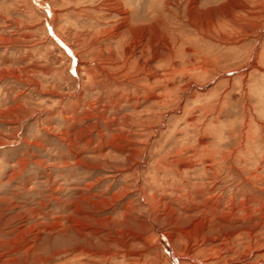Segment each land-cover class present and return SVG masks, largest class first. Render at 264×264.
Wrapping results in <instances>:
<instances>
[{"label":"rangeland","instance_id":"1","mask_svg":"<svg viewBox=\"0 0 264 264\" xmlns=\"http://www.w3.org/2000/svg\"><path fill=\"white\" fill-rule=\"evenodd\" d=\"M191 1L0 0V264H264V0Z\"/></svg>","mask_w":264,"mask_h":264},{"label":"bare ground","instance_id":"2","mask_svg":"<svg viewBox=\"0 0 264 264\" xmlns=\"http://www.w3.org/2000/svg\"><path fill=\"white\" fill-rule=\"evenodd\" d=\"M191 5H188V7H187V12H186V16H185V21L186 22H189V23H191V24H193L194 25V27H196V28H198V26L196 25V23L195 22H193V16H195L194 14L198 11V10H196V8H197V5H198V3H197V0H192L191 1ZM157 4H154V3H152L151 4V6H150V11H149V16L152 18L153 16H155V20L153 21V22H151V24H149V26L148 27H143L142 29H141V26L140 25H136L137 23L135 22V23H131L130 22V16L128 15V12L127 11H125V10H121V15L122 16H124V20H123V22L122 23H120V25H117V29L118 30H123V29H126V28H128V31L126 30V32L125 33H127V35L128 36H131V37H122V40H121V43H120V48L122 49L123 48V50H124V46H126L127 44V42H130L131 43V45H132V47H128V45H127V49L125 50V55H127L128 57H134L135 58V51H136V49H138L139 51H140V54L142 55V57L143 58H145V60H147V62L149 61V63H151V62H154V61H156V60H160L164 55V57L166 58H168V60H169V65H168V67L171 69L170 71L171 72H175V71H177L178 70V67H179V65H177L176 64V62L173 60V55L175 54V57H177V56H179L178 54H183V53H185V51H187V49H185V42H187V40H189V39H187L186 40V38L185 39H183V37L180 35L179 37H173V36H176V34H174L173 35V30L174 29H172V28H170L169 30H171L172 29V31H171V33H167V34H164V39L167 41L168 40V42L169 43H171V47L172 48H176L177 47V51L174 53L172 50H171V54L169 53V51L167 50V53H165L166 52V48H164L165 50H163V51H155V50H153L152 51V49H151V47L153 46V43H152V38H151V32L153 33V32H156L157 30V26L156 25H158L157 23H159V19H160V17L158 16V14L156 13V12H158L157 10L159 9V11H160V8H157ZM149 9V8H148ZM165 9V8H164ZM194 9L196 10V12L194 11ZM165 10H167V9H165ZM148 11V10H147ZM163 11V10H162ZM161 11V12H162ZM161 12H158V13H161ZM195 12V13H194ZM157 14V15H156ZM198 14V13H197ZM162 15V14H161ZM149 17V18H150ZM163 17V16H162ZM131 18H132V16H131ZM167 18V17H166ZM158 19V20H157ZM132 20V19H131ZM135 20V19H134ZM134 22V21H133ZM167 24V23H166ZM162 25V24H161ZM164 26V25H163ZM169 26V25H168ZM166 27H167V25H166ZM161 28V27H160ZM164 28V27H163ZM162 28V29H163ZM116 29V30H117ZM109 32V31H108ZM167 32V31H166ZM160 33V32H159ZM162 34H163V32H161ZM119 34H120V32H119ZM122 34V33H121ZM120 34V35H121ZM156 34H158V32L156 33ZM161 34V35H162ZM115 35V34H114ZM160 35V36H161ZM200 35V34H199ZM124 36V35H123ZM111 37V36H110ZM158 37V36H157ZM119 38V37H118ZM124 42V44H123V42ZM163 41V40H162ZM165 41V42H166ZM153 42H154V40H153ZM160 42V41H159ZM158 43V42H157ZM165 44H167V43H165ZM162 45V44H161ZM169 46V45H168ZM163 47V46H162ZM133 48V49H132ZM134 48H136V49H134ZM119 50V49H118ZM165 51V52H164ZM138 52V51H137ZM117 54V53H116ZM182 56V55H181ZM138 57V56H137ZM131 59V58H130ZM139 59H141L140 57H139ZM252 60V59H251ZM134 61H136V59L134 60ZM171 61V62H170ZM133 62V61H132ZM166 62V61H165ZM129 63V62H128ZM131 63V62H130ZM133 64V63H132ZM131 64V65H132ZM136 64V63H135ZM162 64V63H161ZM165 65H167V63H165ZM182 66H183V64H181ZM137 66V65H136ZM142 66V65H141ZM163 66V65H162ZM129 67V66H128ZM142 68V67H141ZM179 68H181V67H179ZM183 68V67H182ZM137 69V68H136ZM147 71L149 72V73H152L154 70H153V68L151 67V66H149L148 65V67H147ZM133 70V69H132ZM138 70V69H137ZM142 70V69H141ZM169 70V69H168ZM184 70V69H183ZM250 70V69H249ZM154 73V72H153ZM131 74V73H130ZM214 154V153H213ZM222 228H224V227H222ZM246 229V228H245ZM234 231L236 230V229H233ZM221 231V230H220ZM229 231H231V230H229ZM224 231H222L220 234H222ZM228 234V233H227ZM249 235V234H248ZM225 237V236H224ZM227 237V236H226ZM215 239V238H214ZM212 242L213 243H215L216 242V240H212ZM216 243H218V242H216ZM221 246V245H220ZM77 249V248H76ZM225 249V248H224ZM223 248H217V255L216 254H214L213 256L215 257V256H217V258H218V260L219 259H221L222 257H223V255L225 254V253H227V251L226 250H224ZM173 250V249H172ZM81 252H85L84 250H80ZM230 251V250H229ZM228 251V252H229ZM175 252V251H174ZM246 253V252H245ZM240 254V253H239ZM170 258L172 259V263L173 264H177V259L173 256V254H172V251H170ZM244 258V257H243ZM246 258V257H245ZM227 261V260H226ZM237 264H239V263H237ZM243 264V263H242Z\"/></svg>","mask_w":264,"mask_h":264}]
</instances>
